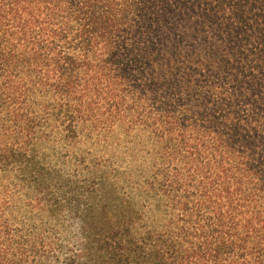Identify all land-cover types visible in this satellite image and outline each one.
<instances>
[{
    "label": "trees",
    "instance_id": "trees-1",
    "mask_svg": "<svg viewBox=\"0 0 264 264\" xmlns=\"http://www.w3.org/2000/svg\"><path fill=\"white\" fill-rule=\"evenodd\" d=\"M0 264H264V0H0Z\"/></svg>",
    "mask_w": 264,
    "mask_h": 264
}]
</instances>
